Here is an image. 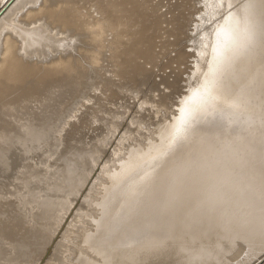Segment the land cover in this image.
Returning <instances> with one entry per match:
<instances>
[{"label": "bare ground", "instance_id": "obj_1", "mask_svg": "<svg viewBox=\"0 0 264 264\" xmlns=\"http://www.w3.org/2000/svg\"><path fill=\"white\" fill-rule=\"evenodd\" d=\"M237 1L225 32L230 45L216 50L201 78L207 93L189 97L161 141L116 165L87 224L81 221L79 239L58 241L62 250L54 247L52 257L51 243L69 233L55 238L59 220L48 231L29 229L13 204L8 210L0 201L9 212L8 220L0 218V237L15 254L6 264H255L264 258V0ZM161 2L0 0V10L8 4L0 13V182L3 171L12 173L47 137L49 120L67 116L76 80L100 72L104 61L128 76L157 61L163 50L154 51V42L167 31ZM192 2L171 0L169 11L178 16ZM190 22L187 13L178 18L181 29ZM77 120L74 126L85 124L83 115ZM62 173L61 180L73 179L70 167ZM35 241L51 246L25 251Z\"/></svg>", "mask_w": 264, "mask_h": 264}, {"label": "rangeland", "instance_id": "obj_2", "mask_svg": "<svg viewBox=\"0 0 264 264\" xmlns=\"http://www.w3.org/2000/svg\"><path fill=\"white\" fill-rule=\"evenodd\" d=\"M170 4L171 0L161 2L160 12L167 19L163 22L167 26V31L161 39L157 38L154 42V51L163 50L157 61L145 64L144 70L135 71L131 76L121 72L118 64L115 65L113 62L107 65L104 61V68L100 72L89 73L81 78L79 76V80L69 86L68 97H72L63 109V113L67 116L63 120H49L47 137L38 141L31 153L20 157V166L18 165L12 173L11 170L3 171L4 179L1 180L3 183L0 182L3 187L1 185L0 194L1 191L4 193L0 196L4 198L1 197L0 201L8 206V210L12 204L15 206V211L18 210L17 213L25 227L31 229L35 226L37 231H48L47 228L54 227L51 222L59 220L57 222L59 227L62 230L66 227L64 232L59 227L51 230L52 233H57L55 238L60 237L59 234L69 232L64 234L63 240L61 236L57 242H50L53 246L48 245V242L35 241L25 251L31 253L32 248L40 249L47 244V248L51 246L50 254H53V257L56 251L54 249L62 250V244L58 241L65 243L67 238L79 239L78 234L83 231L81 229L84 228L83 223L86 220L84 225L87 224V220L93 214L90 210L93 211L94 202L104 194L109 185L111 172L118 169L116 165L126 160L130 153L136 154L137 149L144 150L161 141L168 135L174 119L182 114L189 104V97L196 91L207 93L201 78L205 73L207 74L206 71L216 60V50L220 46L230 45L225 32L230 29L231 21L238 9V1L193 0L191 7L186 9L187 4H185L178 16L176 12L169 11ZM186 13L190 16L191 22L181 29L178 18L182 21ZM82 115L85 124L74 126L79 121L78 117ZM59 135L64 137L60 143L59 138L62 136ZM64 165L71 168L72 178L76 177V180L66 177L61 180L60 174H63ZM9 176L15 180L7 178ZM80 178H85L86 183L79 182ZM6 181L12 182L13 186H9L12 183L6 186ZM14 185L15 188L20 186V189L18 187L12 190ZM7 187H12L9 188V193H5ZM36 197L39 199L37 200ZM88 203L92 204L89 208ZM32 209L35 212H32ZM8 210L0 209V218L8 220ZM55 210L62 212L66 217ZM37 211H41L44 216L40 217ZM55 215L58 217H54ZM73 233L78 237L76 234L72 237ZM0 239L2 240L0 244L4 243L1 244L3 247H6L5 244H10L1 237ZM70 245L75 246L71 243ZM8 247L11 248L10 245ZM0 250L1 258L5 255L6 258L8 256L13 258L15 255L13 248L8 250L6 247L2 250L0 247ZM61 250L60 253L66 257V251ZM12 253L14 255L10 256L9 254ZM50 254L48 256H51ZM8 258L7 262L3 258L5 264L9 261L11 263V258ZM1 260L0 264H3ZM255 264H264V258Z\"/></svg>", "mask_w": 264, "mask_h": 264}, {"label": "water", "instance_id": "obj_3", "mask_svg": "<svg viewBox=\"0 0 264 264\" xmlns=\"http://www.w3.org/2000/svg\"><path fill=\"white\" fill-rule=\"evenodd\" d=\"M7 5H8V4H7ZM7 5H6V6H7ZM6 6H4V7L1 9L0 13H2V12L5 10Z\"/></svg>", "mask_w": 264, "mask_h": 264}]
</instances>
